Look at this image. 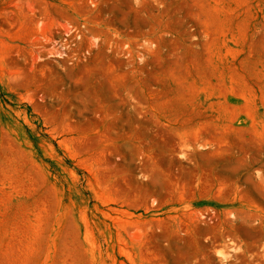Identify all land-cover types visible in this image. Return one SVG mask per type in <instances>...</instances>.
<instances>
[{"label":"rangeland","instance_id":"rangeland-1","mask_svg":"<svg viewBox=\"0 0 264 264\" xmlns=\"http://www.w3.org/2000/svg\"><path fill=\"white\" fill-rule=\"evenodd\" d=\"M0 264H264V0H0Z\"/></svg>","mask_w":264,"mask_h":264}]
</instances>
